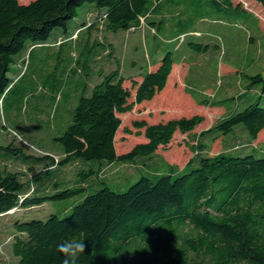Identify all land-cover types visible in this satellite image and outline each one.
I'll return each instance as SVG.
<instances>
[{"label":"trees","instance_id":"16d2710c","mask_svg":"<svg viewBox=\"0 0 264 264\" xmlns=\"http://www.w3.org/2000/svg\"><path fill=\"white\" fill-rule=\"evenodd\" d=\"M257 1L264 7V0ZM86 2L95 5L93 9L101 13L108 31L137 30L148 25L158 32L167 23L164 6L175 0H0V116L2 101L15 86L8 73L16 56L27 50L31 54L32 47L47 42L58 26L65 29L62 42L72 41L88 26V19L72 32L68 22ZM190 44L199 50L208 48ZM81 56H85L84 51ZM78 61L84 67L88 64L86 58ZM174 63V50H167L155 69L140 81L134 79L132 100V90L124 85L120 67L102 75L91 94L84 87L72 121L55 137L62 146L61 158L50 152L27 153L13 142L0 144V150L15 154V158L0 157V214L84 193L64 217L54 213L46 220H16L13 251L21 264H62L57 245L73 238L87 246L77 264H264V157L225 151L210 155L201 140L196 146L199 150L183 168L166 160L148 165L155 177L142 175L123 190L120 184V189H115L116 184L104 178L95 186L88 183L100 175L106 162L135 163L152 158L177 131L190 134L205 120L199 113L155 123L136 119L133 124L144 128L146 141L127 152H117L120 114L163 90ZM248 78L249 89L262 84L264 91L263 73ZM199 100L205 104L211 101ZM260 102L259 98L219 118L203 135L215 139L242 124L249 138L257 139L264 129V106ZM8 160L27 165L32 161L44 168L36 172V166L28 165L32 177L25 180L18 170L7 163L2 165ZM76 160L99 164L82 168L81 177L72 184L61 186L55 178L48 181V187L36 183L41 179L44 183L48 173ZM98 184L102 186L96 188Z\"/></svg>","mask_w":264,"mask_h":264},{"label":"rangeland","instance_id":"374dc122","mask_svg":"<svg viewBox=\"0 0 264 264\" xmlns=\"http://www.w3.org/2000/svg\"><path fill=\"white\" fill-rule=\"evenodd\" d=\"M224 1L184 0L179 4L175 0L174 4L167 3L163 8L167 23L158 32L148 25L137 30L108 31L101 21V13L93 9L95 5L86 2L79 8L78 15L68 22L72 32L88 19V26L79 35L74 33L72 41L62 42L65 29L58 26L47 42L34 45L31 54L27 50L16 56V62L11 64L8 74L15 80V86L2 101L0 144L13 142L27 153L50 152L61 158L62 146L55 137L72 121L84 87L88 88L87 94H91L102 75L120 67L125 77L124 85L132 90V100L136 90L134 79L140 81L156 60L172 49L176 66L165 88L154 98L120 114L122 124L115 137L117 152H127L136 143L146 141L144 128L140 130L133 124L136 119L155 123L199 113L205 115V120L190 134L177 131L172 141L161 145L152 158H142L135 163L106 162L100 175L88 183L95 186L104 178L116 184L115 189H120L117 186L120 184L123 190L142 175L154 178L148 165L166 160L183 168L199 150L196 146L201 140L206 143L210 155L225 151L232 155L252 153L264 157V129L255 140L249 138L242 124L215 139L203 135V131L219 118L259 98L264 106L262 84L248 88V75L264 74V7L257 0H240L243 6H232L229 0L227 4ZM191 42L208 45V48L199 50L191 46ZM78 58L83 61L86 58V67ZM199 99L211 101L205 104ZM0 157L15 158V154L0 150ZM21 161L8 160L2 165L7 163L18 170L25 180L32 177L29 166H36V172L44 168L32 161L29 166ZM98 164L99 161L94 160H76L48 173L44 183L42 179L36 183L39 187H48L51 185L48 181L55 178L61 186L72 184L76 177H81L82 168ZM83 196L81 193L29 208L16 207L0 214V264H21L13 251L16 220H46L54 213L64 217Z\"/></svg>","mask_w":264,"mask_h":264},{"label":"clouds","instance_id":"9594fccd","mask_svg":"<svg viewBox=\"0 0 264 264\" xmlns=\"http://www.w3.org/2000/svg\"><path fill=\"white\" fill-rule=\"evenodd\" d=\"M86 243L81 239H68L57 245V251L62 254V264H77L79 257L86 252Z\"/></svg>","mask_w":264,"mask_h":264},{"label":"crops","instance_id":"0c3cea01","mask_svg":"<svg viewBox=\"0 0 264 264\" xmlns=\"http://www.w3.org/2000/svg\"><path fill=\"white\" fill-rule=\"evenodd\" d=\"M229 3H230L232 6H233V5H239L240 0H230ZM239 6H243V4H241V5H239ZM258 15H260V14L258 13ZM260 16H262V15H260ZM251 38H252V36H251ZM159 62H160V59L158 58V59L156 60L155 65H154V67H153L152 69H155V68L159 65ZM175 66H176V61H175L174 66H173V70H172V72H171V74H170V76H169L168 82H169V80H170L171 75H173V73H174ZM168 82H167V83H168ZM259 134H260V133H259ZM258 138H259V135H258ZM258 138H257V139H258Z\"/></svg>","mask_w":264,"mask_h":264}]
</instances>
